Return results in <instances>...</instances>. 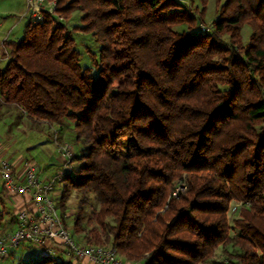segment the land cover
<instances>
[{"label":"trees","instance_id":"1","mask_svg":"<svg viewBox=\"0 0 264 264\" xmlns=\"http://www.w3.org/2000/svg\"><path fill=\"white\" fill-rule=\"evenodd\" d=\"M57 1L66 19L83 12L80 26L45 12L5 41L0 100L35 125L73 124L81 149L58 190L62 218L77 191L74 233L128 261L264 264V0L220 1L198 33L176 28L202 24L208 0L200 16L181 0ZM74 32L99 46L86 48L87 66ZM235 200L244 206L232 235ZM18 264L84 263L46 255Z\"/></svg>","mask_w":264,"mask_h":264},{"label":"rangeland","instance_id":"2","mask_svg":"<svg viewBox=\"0 0 264 264\" xmlns=\"http://www.w3.org/2000/svg\"><path fill=\"white\" fill-rule=\"evenodd\" d=\"M184 3L190 5V9H195L198 16L202 13L203 6L199 0H181ZM220 1L225 2L226 0H208L207 3V12L205 13V18L202 24L199 26L193 25L189 26L191 29H188V26L177 27L178 32H191L198 33L199 31L206 32L208 31L212 24L213 20L216 18L218 11V4ZM45 4L49 7H54V11L57 15L63 17L62 22H66L69 29L80 26V18L83 15L81 10H76L69 15V19H66L65 16H62L57 12L58 1L57 0H45ZM217 10V11H216ZM52 15V14H51ZM53 16V15H52ZM54 17V16H53ZM28 21L27 16V0H0V66L4 67L8 57L9 51L5 47V41H17L20 40L24 34L25 25ZM251 35V28L246 24L242 28L241 36L242 42L247 44L249 42V37ZM79 50L82 52V62L85 66L90 64L89 56L86 48L88 47L94 52H98V44L95 42V39L92 35H86L81 32H74L73 34ZM62 125V126H61ZM73 124L65 120L62 124H47L44 125L43 122L35 125L32 124L28 119L26 114L21 112L13 106H7L3 104L0 100V141L5 146V149L12 148V151H17V154L21 155L27 154V157L33 158L34 163H43L45 159L44 153L48 154V157L56 156L57 146L53 144L56 131L58 132L59 142H65V144H70L74 155L78 154L81 146L75 142L74 133L72 131ZM13 141L12 145L9 142ZM125 143V150L122 155H127V148L130 145L134 144L133 140H127ZM7 145L9 147H7ZM48 150L53 154L49 153ZM59 155V153H57ZM44 165V164H42ZM186 190V181L185 178L182 181V184L178 187V191ZM177 191V192H178ZM90 196L91 208L87 207L91 212L98 211L99 205L96 202L93 195ZM82 199V194L77 191H73L72 195L67 202V211L65 212V221L68 229L71 232L72 237L75 239L76 243L81 246H104L112 247L111 244L104 242L101 245H88L84 239V235H77L74 233L72 228L73 220L77 214L80 202ZM244 206L242 201H233L231 203V211L229 213L230 224L232 227L231 234L234 235L238 231L234 227V221L239 219V209ZM249 204H247V207ZM97 225V223H96ZM230 251H233V248H229ZM119 258L125 264H141L137 261H128L124 256L119 252ZM217 260H225L226 257L223 253V249L220 248L215 255ZM3 264H17L13 259H8L4 261Z\"/></svg>","mask_w":264,"mask_h":264},{"label":"built area","instance_id":"3","mask_svg":"<svg viewBox=\"0 0 264 264\" xmlns=\"http://www.w3.org/2000/svg\"><path fill=\"white\" fill-rule=\"evenodd\" d=\"M54 10V7L45 4V0H27L28 20L33 23L41 22L45 12L52 14L56 20L62 22L63 17L57 15ZM55 135L53 143L57 146L60 155L61 169L47 181L39 177V167L33 161L26 163L22 177L16 175L8 163H3L0 167L5 190L17 196L30 195L34 205V210L19 212L17 216L19 227L16 231L7 236H0V260L7 258L13 251L25 244L49 251L47 241H50L52 246L63 248L62 250L68 252L74 262L125 264L113 247L79 245L66 226L56 200L63 177L71 172L74 153L70 144L59 142L57 131Z\"/></svg>","mask_w":264,"mask_h":264},{"label":"crops","instance_id":"4","mask_svg":"<svg viewBox=\"0 0 264 264\" xmlns=\"http://www.w3.org/2000/svg\"><path fill=\"white\" fill-rule=\"evenodd\" d=\"M2 143L4 142L0 141V167L3 163H8L12 167L14 173L19 177H22L26 163L32 161L33 158L27 157V154H17V151H12V148L5 149V146ZM9 143L12 145L13 141ZM7 147L9 146L7 145ZM48 152L53 154V151L51 152L48 150ZM57 153L54 157H48V154L44 153V156H46L43 163H36L39 167L38 175L43 181L52 178L61 169V159L60 155H57ZM24 210H34L31 196H17L8 193L3 186V180L0 175V236H7L17 230L19 227L17 216L20 211ZM47 246L49 247L50 252L31 244H25L23 247L13 251V253L7 258L1 259L0 264H3L4 261L8 259H13L18 264L25 261H33L46 255H53L66 262L72 261L71 256L68 252L62 250L63 248L60 249L52 246L50 241H47Z\"/></svg>","mask_w":264,"mask_h":264}]
</instances>
